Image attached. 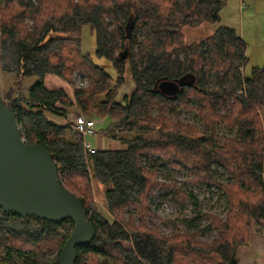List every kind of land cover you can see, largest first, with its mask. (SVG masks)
Wrapping results in <instances>:
<instances>
[{
    "label": "trees",
    "instance_id": "trees-1",
    "mask_svg": "<svg viewBox=\"0 0 264 264\" xmlns=\"http://www.w3.org/2000/svg\"><path fill=\"white\" fill-rule=\"evenodd\" d=\"M223 6L218 0L0 2V69L14 75L17 86L23 77L37 78L24 97L6 105L14 112L25 144H38L50 153L57 166L58 182L81 201L95 231L89 244L75 247V264H239L236 254L248 244L252 222H264V67L252 69L243 81L235 73V63L246 62V46L231 28L220 27L193 44H186L180 32L185 27L218 22ZM26 21L32 23L26 25ZM84 26L94 32L95 58L111 64L115 79L82 53L78 40L66 37ZM139 34L143 35L138 39ZM205 64L209 65L207 71ZM126 65L133 90L116 103L113 100L124 83ZM75 71L93 77L89 87L73 84L71 75ZM209 72L216 79L213 86L220 83L225 89L207 92ZM47 76L69 82L73 100L62 88H48ZM164 80L194 82L170 99L158 93L155 86ZM241 86L246 94L239 90L244 96L233 100L226 118L237 129L238 140L227 141L223 147L213 133L199 136L162 115L154 121L148 113L154 102L169 106L193 93L203 124L212 127L220 118L211 101H227ZM72 107L84 116L94 111L98 118L109 117L108 136L126 148L85 151L80 134L51 119L67 117ZM172 111L168 112L173 115ZM116 132L133 136L124 141ZM149 134L157 138L147 139ZM155 150L162 153L167 165L198 164L205 174L199 182L214 185L226 198L225 219L215 217L200 229L203 233H219L212 244L193 243L190 233H184L181 240L176 235L166 237L150 231L145 224L134 226L121 219L122 211L129 207L137 211L136 206L152 202L154 191L159 190L149 169L160 170L152 158ZM177 156H182L180 162L175 161ZM211 162L221 166L232 182L219 180ZM92 181L104 188L102 207L112 221L96 207L90 195ZM234 186L238 188L231 189ZM163 191L173 197V191ZM185 197L196 206L192 192L185 190ZM198 219L186 223L188 228L196 227ZM64 224L69 225V231L62 233ZM72 228L69 221L22 219L0 211L1 264H13L14 259L39 264L37 256L46 251H55V255L41 264H58L61 247Z\"/></svg>",
    "mask_w": 264,
    "mask_h": 264
},
{
    "label": "rangeland",
    "instance_id": "rangeland-1",
    "mask_svg": "<svg viewBox=\"0 0 264 264\" xmlns=\"http://www.w3.org/2000/svg\"><path fill=\"white\" fill-rule=\"evenodd\" d=\"M4 0H0V2ZM224 6L222 7L219 13V21L213 24L205 23L200 26L190 28L185 27L180 31L183 36V40L186 44L196 42L201 39H206V37L211 36L215 30L220 27L231 28V30H236L237 35L243 39V43L246 46V55L243 56L246 58L244 60L237 61L235 63V73H237L241 80L249 77L252 69H260L264 67V0H219ZM32 22L26 21V25L31 24ZM143 34H139L138 39L141 38ZM71 38V40H78L80 43V50L84 54H88L94 63L100 65L104 70L110 75L113 79L116 78L115 71L110 66L111 64L95 58V36L93 30L89 26H84L81 31L70 34L66 36ZM137 49V48H135ZM182 55L180 56V58ZM179 58V59H180ZM247 63V64H246ZM204 68H209V65L205 64ZM129 66L126 65L124 83L119 86L117 90V96L114 98V102L120 103L125 96H129L133 90V83L129 77ZM72 77V82L76 87L86 88L89 87L92 78L85 76L84 73L75 71ZM209 86L207 87V92L211 89L215 91H220V89H225L224 84H219V86L214 87L213 83L216 82L213 72H209L207 75ZM37 78L23 77L20 84L14 85L17 81L15 76L12 74L3 73L0 69V99L6 104L13 103L19 97H24L26 95V90L36 82ZM45 84L48 88H62L73 100V87L72 85L64 80H60L54 77H45ZM73 85V86H74ZM244 92V87L241 86L235 91L233 96L225 101V99L218 100L217 102L211 101L216 105V113L220 120L214 122L212 127L206 126L203 124L204 121L201 118L200 112L197 111V102L195 100L193 93H190L185 100L180 103H173L171 105L161 104L159 102H154L155 106L148 113L150 117L157 120L159 115H162L163 118L169 120L175 125H178L182 129H187L199 133V136H208L211 133L217 138L220 147H223L227 141H236L238 133L236 128L230 126L227 123L226 118L230 116L231 109L233 105V100L239 99L242 95L240 91ZM242 95V96H244ZM102 99V98H100ZM97 100V98H96ZM173 110V115L168 111ZM71 111V112H70ZM70 113L76 112L77 115H85L81 113L77 107L70 108ZM63 119L55 118L58 121L64 120L65 125L71 129L70 116ZM76 115V116H77ZM87 117L93 118L96 121L95 135L100 134L103 137L104 144L112 143L111 150H123L126 148V145L111 139L107 134V126L110 123V118H98L94 111ZM54 119V117H51ZM223 119V120H221ZM106 127V128H105ZM106 129V130H105ZM158 129V128H156ZM105 130V131H104ZM103 131V132H102ZM196 133H193L196 135ZM208 134V135H207ZM94 135V136H95ZM117 137H122V140L128 141L132 138L133 134L124 132H116ZM82 140L84 137L81 135ZM147 139L157 138L156 134H149L146 136ZM196 137V136H195ZM87 142H91L94 145L96 140L93 136L87 137L85 139ZM114 142V143H113ZM222 148L218 149L219 151ZM153 155V154H152ZM151 155V156H152ZM162 153L159 150L154 151V156L152 157L154 161L157 162L160 170L157 171V168H149L154 174V182L158 184L159 190L154 191V198L149 202L140 203L137 207V211L134 207H129L127 210L122 211V220L125 222L132 223L136 225H146V228H149L150 231L155 233H161V235L166 237H171L176 235L177 238L183 237L184 233H190L193 239V243L198 245L201 244H212L218 239V232L212 230L210 232H201L200 229L204 228L212 222V219L215 217L220 220H224L226 212L228 210V204L226 198L220 196L219 189L214 185H203L199 182V179L204 174V169L198 164H169L167 165L161 157ZM197 156V154H195ZM175 161L182 159V156L175 157ZM187 165V166H186ZM212 169L218 171V178L222 182H232L228 179L226 171L222 169L221 166L211 162ZM237 186H234L231 189H237ZM165 189L173 191V197L168 195V192L163 191ZM185 190L192 192L196 200V206H194L189 199L185 197ZM104 188L99 187L95 182L92 181V189L90 195L96 200V207H98L100 213L106 217V220L112 221L110 215L105 211L103 206V193ZM152 195V197H153ZM151 197V198H152ZM164 197H166L164 199ZM151 200V199H150ZM141 217V218H139ZM195 217H199L196 222V227L188 228L187 224ZM141 221V222H140ZM255 224V225H254ZM252 235L251 239L256 236L264 237V222L261 220H255L252 222ZM69 231V225L64 224L61 226V232L64 233ZM71 232V231H70ZM249 241V240H248ZM250 242V241H249ZM248 242V244H249ZM248 244L246 246H248ZM240 247L237 252L239 256L240 252L246 247ZM55 255V251H46L39 254L37 259L38 263L41 264ZM3 254L0 256V264ZM239 258V257H238ZM22 261L14 259L13 264H23Z\"/></svg>",
    "mask_w": 264,
    "mask_h": 264
},
{
    "label": "water",
    "instance_id": "water-1",
    "mask_svg": "<svg viewBox=\"0 0 264 264\" xmlns=\"http://www.w3.org/2000/svg\"><path fill=\"white\" fill-rule=\"evenodd\" d=\"M125 60V51L122 54ZM194 80H164L157 92L173 99ZM14 112L0 99V211L22 219L33 217L50 223L72 222L61 247L58 264H75L76 248L89 244L94 228L81 201L58 182L57 166L38 144H25Z\"/></svg>",
    "mask_w": 264,
    "mask_h": 264
},
{
    "label": "crops",
    "instance_id": "crops-1",
    "mask_svg": "<svg viewBox=\"0 0 264 264\" xmlns=\"http://www.w3.org/2000/svg\"><path fill=\"white\" fill-rule=\"evenodd\" d=\"M241 40L243 41L242 38H241ZM52 120L54 122L58 123L59 125H63V126L65 125L64 120L58 121L55 118ZM93 138L96 139V140H93L94 145L91 142H90V144L96 151L104 150V149H110L113 146L111 142H109L108 144L107 143L104 144V141H103L104 139L100 134L93 136ZM249 241L250 242H249L248 246H246L240 252V254L238 256L239 257V264H264V237L256 236Z\"/></svg>",
    "mask_w": 264,
    "mask_h": 264
},
{
    "label": "built area",
    "instance_id": "built-area-1",
    "mask_svg": "<svg viewBox=\"0 0 264 264\" xmlns=\"http://www.w3.org/2000/svg\"><path fill=\"white\" fill-rule=\"evenodd\" d=\"M77 114L73 112L69 115L71 118V129L84 137L82 141L83 149L93 153L96 150L91 146L90 142H87L85 139L95 135L96 131L94 127H96V121L93 118Z\"/></svg>",
    "mask_w": 264,
    "mask_h": 264
}]
</instances>
